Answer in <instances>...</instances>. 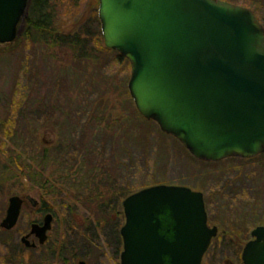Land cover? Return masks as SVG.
Returning <instances> with one entry per match:
<instances>
[{"label":"rangeland","instance_id":"374dc122","mask_svg":"<svg viewBox=\"0 0 264 264\" xmlns=\"http://www.w3.org/2000/svg\"><path fill=\"white\" fill-rule=\"evenodd\" d=\"M229 1L253 10L264 26V0ZM50 5L59 30L85 21L93 36L83 54L37 32L0 48V220L18 191L34 193L54 212L49 241L36 250L19 239L39 213L22 211L12 231H0V264H119L105 225L121 222L127 194L159 183L203 192L208 218L226 232L211 241L202 264H242L251 230L264 224V162L198 160L156 124L141 130L146 124L127 88L130 64L97 38L98 0ZM20 168L30 178H21Z\"/></svg>","mask_w":264,"mask_h":264},{"label":"water","instance_id":"95a60500","mask_svg":"<svg viewBox=\"0 0 264 264\" xmlns=\"http://www.w3.org/2000/svg\"><path fill=\"white\" fill-rule=\"evenodd\" d=\"M29 2L0 0V44L18 42ZM98 18L105 47L130 62L127 88L145 119L198 160L264 152V28L252 10L226 0H99ZM20 202L10 198L1 226H14ZM122 205L120 264H202L218 232L203 193L186 185L147 186ZM51 221L48 213L32 225L40 242ZM241 260L264 264V225Z\"/></svg>","mask_w":264,"mask_h":264},{"label":"trees","instance_id":"16d2710c","mask_svg":"<svg viewBox=\"0 0 264 264\" xmlns=\"http://www.w3.org/2000/svg\"><path fill=\"white\" fill-rule=\"evenodd\" d=\"M51 1H53V0H30L28 10H27V14L21 23L22 28H24V30L21 33V36H23L24 38H27V39H32L33 36L31 35V32L32 33L37 32L41 39L42 38L51 39V41H54V42L60 41L62 44L72 46L74 49L75 48L80 49L82 51V54H83V51L85 52L88 50L87 41H91V38L93 36V33L91 31V27L85 26V21H82L80 23L75 22L74 25H72V27L70 28V31H68L69 33L64 32V30H59L60 28L56 27L55 23H54V15H53V12L50 8L51 7V5H50ZM95 17H96V20L98 21V23H100L98 16H97V13L95 14ZM77 28H81V32H73V30L75 31V29H77ZM71 32H73V33L71 34ZM97 36H98L97 38L99 40H103L101 28H99V31L97 32ZM104 49L106 51L116 52L115 50L108 49L105 46H104ZM116 54H117V57L119 59L122 58L126 61V63L129 64L127 59L122 57L119 53H116ZM86 55H87V53H86ZM136 113L138 114V117H140L146 124V125L140 126V129H141V127L146 128V129H141V130H143V131L148 130L147 124H149V123L156 124L153 120L145 119L143 116H141V114L138 111H136ZM157 128L161 134H163V135L166 134L163 131H161L159 129V127H157ZM143 131H140V132L142 133ZM143 133L146 134L147 132H143ZM167 135H169V134H167ZM175 140L178 141L177 139H175ZM187 154L189 155V152ZM240 159H243V158H240ZM244 159L245 160L255 159V160H260L261 162H264V153H261L255 157H252V158H244ZM66 176H68V175L66 174ZM47 183H48V181H47ZM47 188L50 190L49 187H47ZM52 188L56 189V191H57L59 188V185L55 186V184L52 183ZM70 190L71 189H68L67 193H69ZM49 192L55 193V191H53V190L49 191ZM57 193H58V191H57ZM78 200H80V202H83V203H85V201L90 203V201H88V200H83V199H78ZM108 200H110V199H108ZM112 203L113 202L108 203L109 206H111ZM104 206H105L104 204H101V205L97 206V209L103 210V208H105ZM259 223H264V222L261 221ZM223 236H225V235H223Z\"/></svg>","mask_w":264,"mask_h":264},{"label":"flooded vegetation","instance_id":"af4514ba","mask_svg":"<svg viewBox=\"0 0 264 264\" xmlns=\"http://www.w3.org/2000/svg\"><path fill=\"white\" fill-rule=\"evenodd\" d=\"M24 28H22V31H23ZM1 47H6L5 46H2L0 45V48ZM20 154V153H19ZM17 157H19V155H17ZM21 169V168H20ZM21 172L23 173L21 175V178L27 180L28 178H30V175H26V173L24 172L23 169H21ZM20 184V182H19ZM21 185V189H25L26 188V185H24L23 183L20 184ZM39 185V184H37ZM39 188H41L40 186H38ZM19 192V191H18ZM18 192H15L13 193L11 196L8 197L7 199V206H6V209H5V212H4V216L1 218L0 220V231H2L3 233H9V231H12L15 226L17 225L18 221H19V218L22 214V211H25V210H30L32 212H35V213H39V219H34L31 221L30 225H29V230L27 232H24L21 234L20 236V244L21 246H23L25 249L27 250H36L38 248V246L40 247H43L48 241H49V236H50V233L51 231L53 230V223H54V212L47 208L44 204H42L40 201V199L33 193H23V194H19ZM132 193V192H131ZM129 193V194H131ZM129 194H127L125 197H127ZM13 196H17L20 198L21 202H20V209H19V213H18V217H17V220H16V223L14 224L13 227L11 228H5L3 226H1V223L2 221L5 219V217L7 216V213H8V208H9V205H10V198L13 197ZM124 197V198H125ZM30 198V199H29ZM124 198L121 200V207H122V218H121V222L118 223V226L115 224L113 225V229L111 226H106L105 225V228L104 230L106 229L107 230V236L109 238V240L111 239V241L114 242V244L116 245V249L117 250V255L119 257V264H120V254L123 250V238H122V235L120 233V229L121 227L123 226L124 222H125V215H124V210H123V205H122V202L124 200ZM41 203V205H40ZM51 214L52 216V221H51V226L50 228L47 230V238L44 242H40V238L39 236L36 234V233H32L31 232V229H32V225L33 224H38V225H43L44 223V217L46 214ZM208 214V213H207ZM75 219H77V222L79 223V225H82L83 221L82 219L78 216V215H74ZM207 223H208V226L209 227H213V226H216L215 224H212L210 219L208 218L207 216ZM99 224V223H98ZM104 224V223H103ZM108 224V223H107ZM109 225V224H108ZM218 227V226H217ZM109 229V230H108ZM226 232L225 231H222L221 233L219 232V228H218V233H217V236L220 235L221 237L223 235H225ZM216 236V237H217ZM25 237L28 241V243L25 241L23 242L22 241V238ZM224 237V236H223ZM251 238V237H250ZM74 239V238H73ZM74 241V240H73ZM72 242V239H70V243ZM63 250V249H62ZM67 252V251H66ZM206 253V252H205ZM205 255V254H204ZM80 260H83V259H79L77 261L76 264H78V262ZM203 260H204V256H203V259H202V263H203ZM85 261V260H84ZM86 262V261H85Z\"/></svg>","mask_w":264,"mask_h":264}]
</instances>
